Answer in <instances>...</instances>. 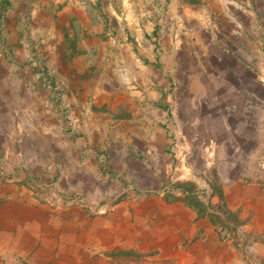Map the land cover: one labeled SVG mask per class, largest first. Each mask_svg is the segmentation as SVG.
Instances as JSON below:
<instances>
[{"label":"rangeland","instance_id":"374dc122","mask_svg":"<svg viewBox=\"0 0 264 264\" xmlns=\"http://www.w3.org/2000/svg\"><path fill=\"white\" fill-rule=\"evenodd\" d=\"M93 1L104 38L78 43L55 0H0V182L12 180L50 210L89 215L119 205L157 213L179 199L241 264H259L245 250L264 246V217L231 212L224 189L264 184V0H206L212 11L200 9L211 21L215 13L217 33L208 46L197 37L192 56L185 30L194 12L153 0L152 25L114 40L109 61L108 2ZM196 231L191 242L203 236Z\"/></svg>","mask_w":264,"mask_h":264},{"label":"crops","instance_id":"0c3cea01","mask_svg":"<svg viewBox=\"0 0 264 264\" xmlns=\"http://www.w3.org/2000/svg\"><path fill=\"white\" fill-rule=\"evenodd\" d=\"M55 1L62 15V26L74 28L76 34L80 33L79 37L76 35L78 43L83 36L89 42L104 38L102 23L97 19L99 6L93 0L88 7L77 5L71 0ZM179 1L180 9L194 12L189 19L192 28L185 30L186 37L195 47L188 51L192 56L193 49L200 48L196 43L197 37H204L200 39L206 43L204 46L212 43L217 32L214 33L210 24L217 25L216 15L213 13L211 21L207 12L200 9L207 5V11H212L211 3H206V0H196L194 3ZM107 2L106 10L110 18L106 19V61H109L108 58L116 56L117 45L114 40L122 41L127 36L142 35L144 25H152L157 4L154 6L153 0ZM174 4L175 0L172 3L170 1L167 9L170 11ZM253 5L255 7V3ZM261 5H264V1ZM232 6L237 7L238 3ZM112 16L119 20L118 31L110 26ZM218 18L221 22L225 19L222 14ZM123 29L128 30V34L125 35ZM83 31L86 33L81 35ZM85 48L82 44L78 45V50L83 51ZM119 48L126 57L128 45ZM100 55L99 50L97 56ZM213 58L212 55L207 57ZM14 186L12 180L0 182V264H140L137 258L139 256L142 259V255L148 257L147 262L142 264H197V259L199 264L242 262L237 259L235 247L231 243L217 241L212 226L205 219L196 220L195 213L179 199L162 204L161 209H156L157 213L152 211L153 207L151 211L147 209L150 211L148 214L139 208L130 213L124 205H119L107 214L89 215L75 208L50 210L31 198L26 189ZM224 197L231 212L240 211L246 218L264 217V184L245 186L235 180L231 188L224 189ZM153 222L158 225L155 226ZM200 228L203 230L199 231ZM259 228L263 232V225ZM195 229L203 236L191 242L193 236L197 235ZM196 242L200 245L199 254L194 255ZM254 246L253 249L248 246L245 250L246 259L252 253L260 261L259 264H264V246L260 243ZM243 262L247 264L249 261Z\"/></svg>","mask_w":264,"mask_h":264},{"label":"trees","instance_id":"16d2710c","mask_svg":"<svg viewBox=\"0 0 264 264\" xmlns=\"http://www.w3.org/2000/svg\"><path fill=\"white\" fill-rule=\"evenodd\" d=\"M189 1H190L191 3H194L196 0H189ZM218 196H219V199L222 200V196H221V194H219ZM187 199H188V195L185 196L184 200H187ZM199 216H201V214H200ZM209 216H212V215L209 214Z\"/></svg>","mask_w":264,"mask_h":264}]
</instances>
